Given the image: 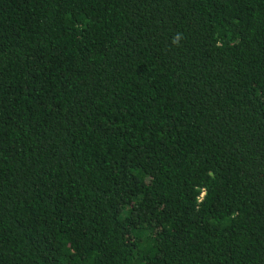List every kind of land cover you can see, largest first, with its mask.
<instances>
[{
	"label": "trees",
	"instance_id": "trees-1",
	"mask_svg": "<svg viewBox=\"0 0 264 264\" xmlns=\"http://www.w3.org/2000/svg\"><path fill=\"white\" fill-rule=\"evenodd\" d=\"M0 264H264V0H0Z\"/></svg>",
	"mask_w": 264,
	"mask_h": 264
}]
</instances>
